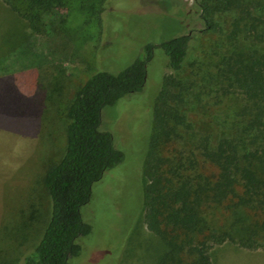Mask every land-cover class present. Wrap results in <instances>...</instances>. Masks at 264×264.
I'll return each mask as SVG.
<instances>
[{"label": "rangeland", "instance_id": "1", "mask_svg": "<svg viewBox=\"0 0 264 264\" xmlns=\"http://www.w3.org/2000/svg\"><path fill=\"white\" fill-rule=\"evenodd\" d=\"M8 1L0 0V264H24L44 234L51 213L44 177L64 155L68 110L80 88L97 70L118 73L145 57L148 44L191 36L182 72L172 71L165 52L157 48L144 90L103 110L101 129L113 135L125 161L94 185L92 199L82 209L93 232L78 240L82 254L70 260L159 264L167 249L149 231L143 203L148 184L143 163L156 126L154 106L165 77L195 82V89L183 96L186 104L179 105L186 116L181 126H191L183 134L195 146L203 139L215 142L233 134L243 97L227 95L211 76L236 46L231 24L240 13L216 14L213 21L223 28L220 32L207 29L205 0H113L116 6L109 0H70L58 13L64 19L58 30L65 51L58 59L46 54L45 38L32 39L29 24ZM102 4L103 14H96ZM32 68L39 70L42 105H34L39 95L24 84L32 77L25 71ZM168 105L177 107L175 101ZM210 220L218 231H227L232 223L231 215L220 210Z\"/></svg>", "mask_w": 264, "mask_h": 264}, {"label": "trees", "instance_id": "2", "mask_svg": "<svg viewBox=\"0 0 264 264\" xmlns=\"http://www.w3.org/2000/svg\"><path fill=\"white\" fill-rule=\"evenodd\" d=\"M69 2L9 0L8 5L27 21L32 39L45 38L46 54L59 59L65 51L58 30L64 19L58 13ZM103 6L96 14H103ZM202 7L207 29L220 32L223 28L213 21L216 14L240 13L231 24L230 38L236 46L223 56L211 78L227 95H242L244 104L233 134L215 142L203 139L195 146L182 132L191 126H181L186 116L179 105L186 104L183 96L196 84L174 76L163 79L154 106L156 126L143 163L148 180L143 189L146 224L167 249L159 264H213L211 251L226 242L250 250L264 248V0H205ZM97 19L102 24V15ZM191 43L190 35H180L158 46L148 44L145 57L118 73L97 70L80 88L68 110L64 155L44 177L50 219L24 264H70L81 256L78 240L93 232L82 209L90 203L94 185L125 161L113 135L101 129L103 110L144 90L157 48L165 52L172 71L182 72ZM27 72L32 77L24 84L39 95L34 105H42L39 70ZM171 101L176 108L169 107ZM218 210L231 215L229 231H218L212 224L210 217Z\"/></svg>", "mask_w": 264, "mask_h": 264}, {"label": "crops", "instance_id": "3", "mask_svg": "<svg viewBox=\"0 0 264 264\" xmlns=\"http://www.w3.org/2000/svg\"><path fill=\"white\" fill-rule=\"evenodd\" d=\"M213 264H264V248L250 250L225 243L211 251Z\"/></svg>", "mask_w": 264, "mask_h": 264}]
</instances>
